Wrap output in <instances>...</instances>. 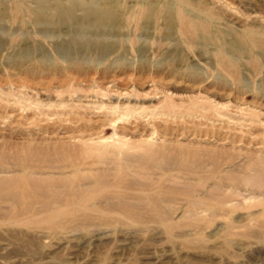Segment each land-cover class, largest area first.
<instances>
[{
	"label": "rangeland",
	"instance_id": "obj_1",
	"mask_svg": "<svg viewBox=\"0 0 264 264\" xmlns=\"http://www.w3.org/2000/svg\"><path fill=\"white\" fill-rule=\"evenodd\" d=\"M74 1L0 0V264H264V0ZM60 142L94 179L26 164Z\"/></svg>",
	"mask_w": 264,
	"mask_h": 264
},
{
	"label": "bare ground",
	"instance_id": "obj_2",
	"mask_svg": "<svg viewBox=\"0 0 264 264\" xmlns=\"http://www.w3.org/2000/svg\"><path fill=\"white\" fill-rule=\"evenodd\" d=\"M42 1H45V0H42ZM68 1H69L68 2V6L65 7V6L62 5V3L59 0H46V3H44V7H39L37 9L35 8L34 10H32V13L31 14H32L33 21H35L36 23H40V24L41 23H46L48 20L46 18L45 12L46 11H53V13H52L53 14L52 22L55 23V24H58V25L59 24H64L69 19L75 17V15H74V7H75V4L76 3H75L74 0H68ZM88 1L87 2L85 1L86 2L85 4H87V3L89 4V6H87L88 8H85V11L87 13H89V12L90 13H94V16H95V19H96V23L97 24H99L102 27H106V26L111 25L112 23L115 22V19L117 18L116 17L115 10L111 9L110 7L106 6L105 4H102V2L101 3H98L99 2L98 0H88ZM20 5L21 4L19 3L18 6H20ZM4 11H6V10H5L4 6L0 3V12L1 13H4ZM180 19H181V17H180ZM182 26L184 27V29H183L184 32L185 33H189L190 35H196V34H198L197 32H199L200 29H205V30H208L209 29V25H207V24L200 25L199 23L194 22L193 20L190 23H187V24H183L182 23ZM82 27L83 26L80 25V28L81 29H83ZM249 34L250 33H248V35ZM245 37H246V34H245ZM248 37H251V36H248ZM252 42H255V40H252ZM88 44H85V45L88 46ZM256 44L257 45H260L261 43H259L257 41ZM229 47H230V50L231 51H237L239 53H243V49L240 46H236L234 43H231L229 45ZM75 145L74 144L72 145V144H66V143H61L60 142V143L56 144V146H54V147H52V145H51V147H49L50 145L49 146L46 145V146L40 147V148L37 147L34 151H33L32 147L28 146V148H27L26 151H22L23 152L22 154L25 155V158H28L27 159L28 161L26 162V164H28V165H29V161L36 160V159L39 160L40 158L45 159V160L46 159H49V160H54V159L55 160H58V161L61 162V164H63V168H62V171L61 172H66V171H68L67 169H73L74 171L77 172L75 174V176L79 180V183L84 184L87 180H89L90 178H93V177H90L88 174H86L85 172H82V171L85 170V169H88L90 167H94L95 166V164H94L95 162L94 163L93 162H88L87 159H86V155H84V154L81 155L82 153L80 154L78 147L75 146ZM29 149H31V150H29ZM80 149H81V147H80ZM197 153L198 152H196L194 154H197ZM149 155H151V154H149ZM98 160L100 161L101 159H98ZM181 162L182 163H187V159L186 158H182L181 159ZM63 170H65V171H63ZM95 185H96V183H95ZM16 192H18V191H16ZM3 195H4L3 196L4 198H6V199L10 200L12 203H14L16 205V208H19V210L21 212L30 211L32 214H37L39 212V211H37L38 209L34 207V204H33L34 203V200L28 199V197H24L20 193H14V194H11V195H9L7 193V194H3ZM53 198H55V195H54ZM71 207L73 208V206H71ZM75 207H76V205H75ZM52 209H50V210H52ZM64 209H66V208H64ZM53 210H56V209H53ZM57 210H58V208H57ZM60 210H58V213L60 212ZM63 210L61 212H63ZM68 210H69V208H68ZM71 210L72 209H70L69 211L72 214H69V215H71V216L72 215H76L75 214L76 210L75 211H71ZM88 210H89V208H88ZM52 211H51V213H53L54 215H57L56 214L57 211L56 212H52ZM61 212H60V214H61ZM85 212H83V214ZM94 213H96V212H94ZM58 216H60V215H58ZM64 216L66 217V215H64ZM83 217L84 218H90V217H92V213L91 214L90 213L88 214V212H87V214H84ZM72 218H73V216H72ZM15 240L17 242H22L24 244H28L29 242H31L30 239L22 238L21 236H16L15 237Z\"/></svg>",
	"mask_w": 264,
	"mask_h": 264
}]
</instances>
